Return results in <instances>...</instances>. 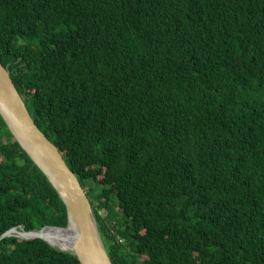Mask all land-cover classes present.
I'll use <instances>...</instances> for the list:
<instances>
[{
    "label": "trees",
    "instance_id": "1",
    "mask_svg": "<svg viewBox=\"0 0 264 264\" xmlns=\"http://www.w3.org/2000/svg\"><path fill=\"white\" fill-rule=\"evenodd\" d=\"M0 63L112 264H264V0H0ZM65 225L0 117V236ZM0 264L79 263L8 237Z\"/></svg>",
    "mask_w": 264,
    "mask_h": 264
},
{
    "label": "water",
    "instance_id": "2",
    "mask_svg": "<svg viewBox=\"0 0 264 264\" xmlns=\"http://www.w3.org/2000/svg\"><path fill=\"white\" fill-rule=\"evenodd\" d=\"M0 117L19 147L46 177L66 213L64 227L46 226L25 231L11 228L0 240L16 237L41 239L51 247L76 257L79 264H112L99 233L90 202L77 176L63 159L59 148L34 123L22 95L15 88L9 70L0 63ZM45 228L59 229L62 235L43 234Z\"/></svg>",
    "mask_w": 264,
    "mask_h": 264
},
{
    "label": "bare ground",
    "instance_id": "3",
    "mask_svg": "<svg viewBox=\"0 0 264 264\" xmlns=\"http://www.w3.org/2000/svg\"><path fill=\"white\" fill-rule=\"evenodd\" d=\"M43 234H49V233H54V234H58V235H62V233L59 230L56 229H51V228H45L42 230Z\"/></svg>",
    "mask_w": 264,
    "mask_h": 264
},
{
    "label": "rangeland",
    "instance_id": "4",
    "mask_svg": "<svg viewBox=\"0 0 264 264\" xmlns=\"http://www.w3.org/2000/svg\"><path fill=\"white\" fill-rule=\"evenodd\" d=\"M61 233H62V234H64V232H63V231H62Z\"/></svg>",
    "mask_w": 264,
    "mask_h": 264
}]
</instances>
